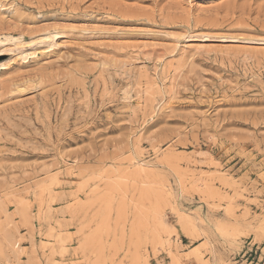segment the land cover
Returning a JSON list of instances; mask_svg holds the SVG:
<instances>
[{
    "label": "rangeland",
    "instance_id": "rangeland-1",
    "mask_svg": "<svg viewBox=\"0 0 264 264\" xmlns=\"http://www.w3.org/2000/svg\"><path fill=\"white\" fill-rule=\"evenodd\" d=\"M176 263L264 264V0H0V264Z\"/></svg>",
    "mask_w": 264,
    "mask_h": 264
},
{
    "label": "bare ground",
    "instance_id": "bare-ground-1",
    "mask_svg": "<svg viewBox=\"0 0 264 264\" xmlns=\"http://www.w3.org/2000/svg\"><path fill=\"white\" fill-rule=\"evenodd\" d=\"M160 163H161V162H160ZM141 168H142V167H141ZM139 169H140V168H139ZM144 191H145V190H144ZM144 191H142V194H143ZM144 193H145V192H144ZM144 195H145V194H144ZM92 200H93V199H92ZM92 200H91V201H92ZM21 201H22V200H21ZM93 201H94V200H93ZM89 202H90V201H89ZM91 204H93V203H91ZM75 207H76V206H75ZM90 207H91V206H90ZM87 210H88V209H87ZM22 211L24 212V209H23ZM40 214H41V213H40ZM160 224H161V223H160ZM158 225H159V224H158ZM184 226H185V225H184ZM54 227H55V226H54ZM164 228H165V227H164ZM186 229H188V228H186ZM57 231H58V230H57ZM189 231H190V229H189ZM154 233H155V232H154ZM150 234H151V233H150ZM91 235H92V234H91ZM89 236H90V235H89ZM153 239H155V238H153ZM159 240H160V239H159ZM172 253H173V252H171V253H169V254L172 255ZM171 255H170V256H171ZM173 255H174V254H173ZM176 256H177V255H176ZM174 257H175V256H174ZM175 258H176V257H175ZM177 258H178V257H177ZM179 259H180V258H179ZM174 260H175V259H174ZM172 261H173V259H172ZM177 261H178V260H177ZM175 262H176V261H175ZM173 263H174V262H173ZM176 264H178V263H176ZM180 264H181V263H180Z\"/></svg>",
    "mask_w": 264,
    "mask_h": 264
}]
</instances>
